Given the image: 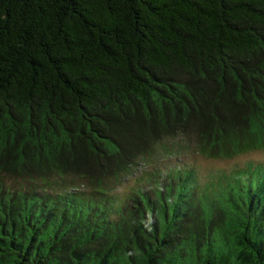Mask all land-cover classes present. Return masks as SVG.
I'll return each instance as SVG.
<instances>
[{"label":"trees","instance_id":"obj_1","mask_svg":"<svg viewBox=\"0 0 264 264\" xmlns=\"http://www.w3.org/2000/svg\"><path fill=\"white\" fill-rule=\"evenodd\" d=\"M183 138L264 150V0H0V264H264V161L118 200Z\"/></svg>","mask_w":264,"mask_h":264},{"label":"rangeland","instance_id":"obj_2","mask_svg":"<svg viewBox=\"0 0 264 264\" xmlns=\"http://www.w3.org/2000/svg\"><path fill=\"white\" fill-rule=\"evenodd\" d=\"M176 144L179 147L175 145L174 148L175 150H179V154H172L171 157L155 155L153 160H149L146 163L141 162L135 169L134 174L126 178L114 191L115 195L118 196V200L120 199L119 197H125L138 177L155 169V167L164 170L172 166H192L200 171L208 172L210 170L229 169L242 165L247 161H264V150L261 149L250 150L229 158H207L194 151V145L188 138H183L181 142H176Z\"/></svg>","mask_w":264,"mask_h":264}]
</instances>
